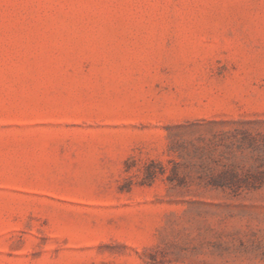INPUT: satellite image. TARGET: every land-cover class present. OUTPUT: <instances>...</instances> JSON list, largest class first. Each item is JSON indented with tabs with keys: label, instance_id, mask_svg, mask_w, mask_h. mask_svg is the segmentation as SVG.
I'll use <instances>...</instances> for the list:
<instances>
[{
	"label": "rangeland",
	"instance_id": "obj_1",
	"mask_svg": "<svg viewBox=\"0 0 264 264\" xmlns=\"http://www.w3.org/2000/svg\"><path fill=\"white\" fill-rule=\"evenodd\" d=\"M0 264H264V0H0Z\"/></svg>",
	"mask_w": 264,
	"mask_h": 264
}]
</instances>
